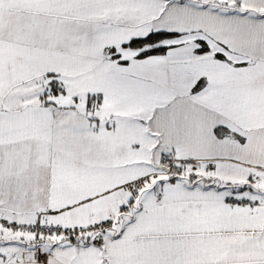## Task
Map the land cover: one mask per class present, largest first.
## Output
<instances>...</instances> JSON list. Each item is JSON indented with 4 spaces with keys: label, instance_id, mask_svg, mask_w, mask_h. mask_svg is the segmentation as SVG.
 Listing matches in <instances>:
<instances>
[{
    "label": "snow or ice",
    "instance_id": "obj_1",
    "mask_svg": "<svg viewBox=\"0 0 264 264\" xmlns=\"http://www.w3.org/2000/svg\"><path fill=\"white\" fill-rule=\"evenodd\" d=\"M0 264H264V0H0Z\"/></svg>",
    "mask_w": 264,
    "mask_h": 264
}]
</instances>
